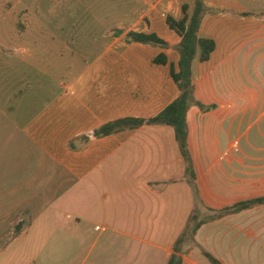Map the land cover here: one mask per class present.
Listing matches in <instances>:
<instances>
[{
	"label": "crops",
	"instance_id": "crops-1",
	"mask_svg": "<svg viewBox=\"0 0 264 264\" xmlns=\"http://www.w3.org/2000/svg\"><path fill=\"white\" fill-rule=\"evenodd\" d=\"M197 1L2 4L0 240L25 213L31 223L0 264H169L196 209L174 128L91 135L154 118L179 98L170 67L182 37L167 21L184 7L191 17ZM202 2L198 37L216 49L201 62L198 48L192 65L188 147L203 204L222 210L264 197V0ZM24 13L37 18L14 37ZM130 32L169 48L130 44ZM161 54L167 65L154 64ZM184 249L182 264H211L203 251L222 264H264V205L204 224Z\"/></svg>",
	"mask_w": 264,
	"mask_h": 264
},
{
	"label": "trees",
	"instance_id": "trees-1",
	"mask_svg": "<svg viewBox=\"0 0 264 264\" xmlns=\"http://www.w3.org/2000/svg\"><path fill=\"white\" fill-rule=\"evenodd\" d=\"M187 10V7L183 8L184 16L182 19L175 20L170 17L167 21L169 27L182 37V42L178 47L180 55L177 67L178 70L173 64L170 67V75L181 92L179 98L154 118H126L118 120L103 126L91 135V137L100 138L112 135L124 129L133 130L153 125H162L174 128L176 139L180 145L182 155L187 164L188 175L192 179V186L196 197V209L194 210L185 231L176 242L175 253L172 255L169 264L183 263V253L186 252L184 248L195 244V235L204 224L218 220L229 214L240 213L252 207L264 205V197H261L238 203L235 206L226 209L213 210L207 208L199 196L198 188L195 183L194 167L188 147L187 114L191 104L195 100L192 65L197 56L198 48L201 50L200 61L208 62L216 49V43L213 40L199 39L198 37L202 19L206 12V7L204 6L202 0L197 1L194 13L191 17L188 16ZM127 41L130 44L157 45L164 49L169 48V45L165 41L153 33L147 34L130 32L127 35ZM168 63L169 61L165 54H161L154 59V64L156 65H167ZM197 105L202 110L209 109L200 103H197ZM204 209L209 212V215L203 214ZM23 216V220L14 224V228L10 236L5 237L2 239L3 241H0V253L6 248L11 240L18 237L30 225V217H27L26 213ZM203 254L211 264H222L207 252L203 251Z\"/></svg>",
	"mask_w": 264,
	"mask_h": 264
},
{
	"label": "rangeland",
	"instance_id": "rangeland-1",
	"mask_svg": "<svg viewBox=\"0 0 264 264\" xmlns=\"http://www.w3.org/2000/svg\"><path fill=\"white\" fill-rule=\"evenodd\" d=\"M17 1L18 0H0V7L2 6L3 3H10L11 4L10 6H12L14 3L17 5ZM24 1H25L24 3H26V0H24ZM56 1H57V3H56ZM58 1H60V0H53V2L51 4L52 5L53 4L54 5L55 4H59L60 2L58 3ZM80 17H81V15H80ZM103 17L104 16L102 14H96L95 15V18H99L101 20H104ZM14 18H15V21H16V29L14 31V35L13 36L14 37H22L26 33V23H28V21H32V20L35 21L36 18H37V14L26 16V13H24V14H21V15H15ZM107 22H109L108 25H110V26L115 25V23L112 21V19L107 20ZM99 32H100L99 30L95 31V33H97V34H99ZM112 33L114 34V36L117 35V33L114 32V31H112ZM203 214L204 215H209V212L204 209L203 210ZM0 241H3V240H0Z\"/></svg>",
	"mask_w": 264,
	"mask_h": 264
}]
</instances>
